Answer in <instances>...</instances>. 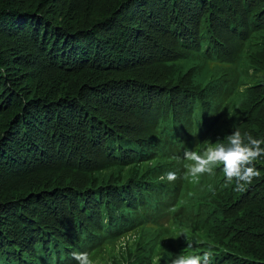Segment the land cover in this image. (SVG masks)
<instances>
[{"label": "trees", "instance_id": "trees-1", "mask_svg": "<svg viewBox=\"0 0 264 264\" xmlns=\"http://www.w3.org/2000/svg\"><path fill=\"white\" fill-rule=\"evenodd\" d=\"M237 128L264 141V0H0V264H76L140 223L128 263L171 264L146 217L173 223L184 150ZM255 165L244 192L215 167L208 210L178 222L250 257L226 243L212 264H264L239 241L264 231Z\"/></svg>", "mask_w": 264, "mask_h": 264}, {"label": "rangeland", "instance_id": "rangeland-1", "mask_svg": "<svg viewBox=\"0 0 264 264\" xmlns=\"http://www.w3.org/2000/svg\"><path fill=\"white\" fill-rule=\"evenodd\" d=\"M197 128V127H195ZM198 130V128H197ZM183 138L187 136V130L183 129V132L181 134ZM193 144V143H192ZM204 148V147H202ZM201 148V149H202ZM187 149L197 150L199 151L200 145L199 142L196 141L191 147H188ZM184 153V152H183ZM187 163L186 161L182 162L183 168L184 164ZM256 166V165H255ZM256 168L259 170V167L256 166ZM185 171V170H184ZM221 173L222 169H221ZM212 175L204 174L199 178L200 186L198 189H194V187L199 183L198 182H191L190 179H184L176 188V202L181 206L180 212L175 213L173 218V223L170 222L168 215H161V214H154L147 216L146 219L147 224L153 228H156L158 225L164 226L169 228L171 232V238L172 244L176 248L177 252L175 253H184V254H201L203 251H206L209 246L213 247L215 250H224L223 245L228 244L229 246H232L233 249H230L228 254H235L234 262H243L245 258H250L247 254L241 253L236 246V243H230V238H226L225 236H222V234H219L217 231L213 230V228L209 231V233L201 232L199 230H196L197 235L194 236L197 239L201 241V244L199 246H195V242L193 241L194 247L191 249L186 248L187 247V241L185 239V235L181 234L180 236L176 237L181 232H187L188 234H193L190 232L191 229H184L180 228V225L178 226V222L180 221H186V218L190 212H195V210H198L201 212V215L204 213V210L207 209L206 206L210 205V201L205 198V194L203 191H201V188L208 185V183L205 182L206 179H211ZM184 177V173H183ZM224 177V175H223ZM202 181V184H201ZM245 191V190H244ZM242 191V192H244ZM220 198H223L224 195H220ZM239 196H236V199ZM207 204V205H206ZM238 208L237 205H234ZM208 210V209H207ZM229 210V209H227ZM227 210H224L219 212L217 214V217L220 219L226 218V212ZM223 212V213H222ZM237 222V221H236ZM220 224L223 228L224 223L216 222ZM142 223H140L136 229L129 231L123 235H121L116 241L112 243H108L92 253H90V258L93 261V264H129L128 260H136L138 255L140 254L138 247L143 243V236L142 234ZM166 234V233H165ZM169 239V236H166L163 241L161 242L158 251H163L164 248L167 245V241ZM240 241V244L245 247L251 248V246L255 247H264V231L259 235L254 236H247L242 238ZM206 242V243H205ZM223 242V243H221ZM160 255L157 252L156 256V262L158 261ZM239 264V263H236Z\"/></svg>", "mask_w": 264, "mask_h": 264}, {"label": "clouds", "instance_id": "clouds-1", "mask_svg": "<svg viewBox=\"0 0 264 264\" xmlns=\"http://www.w3.org/2000/svg\"><path fill=\"white\" fill-rule=\"evenodd\" d=\"M264 141L254 138L250 133L243 134L237 128L226 135L223 140H217L215 143H207L199 151L185 149L183 159L184 179H190L191 182H198L204 174L213 175L214 168L222 166V172L226 182L231 184L235 181V191H244L247 185H250L255 178H259L261 173L256 168L255 162L261 156H264V147L261 145ZM161 181L167 180L173 182L177 179L176 172L168 171L159 177ZM185 235L188 249L199 246L201 241L196 237L181 232ZM203 251L201 254L180 253L171 260V264H212L214 253L210 250ZM72 258L76 264H93L88 252L73 251Z\"/></svg>", "mask_w": 264, "mask_h": 264}]
</instances>
